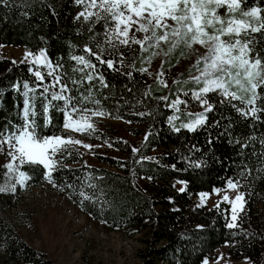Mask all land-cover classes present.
Segmentation results:
<instances>
[{
    "label": "trees",
    "instance_id": "16d2710c",
    "mask_svg": "<svg viewBox=\"0 0 264 264\" xmlns=\"http://www.w3.org/2000/svg\"><path fill=\"white\" fill-rule=\"evenodd\" d=\"M84 7L75 0L0 2V45L43 50L51 64L48 70L33 63L0 59V131L10 127L9 122L22 123L24 97L21 93L25 91L23 83L28 82L36 89L29 95L36 97L37 132L41 136H64V116L56 108H49L52 123L44 127L43 105L48 103L50 96L46 99L42 93L49 85H55L50 92L59 91L60 85L53 79L56 76L70 89L63 95L73 97L74 103L91 92V102L84 101L78 107L98 110L104 113L102 117L139 126L130 128L132 134L139 136V142L135 147L128 140L111 136L109 144L123 157L98 155L108 167L87 164L79 151L68 146L70 155H65L60 170L53 173L54 180L60 185L71 183L78 190L79 185L90 178L98 188L85 187V191L99 196L100 203L85 201L81 207L79 195L70 199L67 190L61 191L44 180L42 167L25 165L21 170L27 172L31 180L22 187L17 185L15 193H0V215L17 205L28 187L45 184L64 196L82 214L107 228H139L149 220L150 238L140 254L141 264H201L204 257L220 246L233 259L246 257L253 264H264V145L261 143L264 141V112L258 114L259 121L244 119L227 101L221 103L223 98L220 95L210 92L207 98L213 111L206 113L205 124L194 132L185 128L175 131L173 125L179 127L194 120L195 114L204 112V108L195 112L200 103L192 98V91L198 90L199 86L192 82V78H186V74L169 82L167 70L173 65L174 58L165 60L161 80L156 82L148 73L141 46L130 41L129 46L120 45L119 51L112 49L105 42L103 21L89 31L90 21L83 17L76 19ZM242 7H259L261 17H264V0H247ZM220 11L223 13L225 9ZM95 19L94 16L90 18L91 21ZM243 19L258 23L253 18ZM253 35L262 37L260 47L264 48V33ZM98 43L108 49L103 59L116 61L117 71L99 64L95 57L92 61L98 66L96 72L77 65L72 59L74 55L87 57L88 53L83 51L85 45L96 51ZM114 43L119 44V40ZM121 53L124 56L122 63L119 60ZM56 65L59 67H53ZM30 67L44 75L43 83L29 72ZM74 68H84V71H73ZM49 72L52 75H48ZM87 72H92V81L84 78ZM129 72L131 77L127 75ZM100 76L108 87L101 84ZM72 80L80 82L73 84ZM16 85L20 87L19 92L15 90ZM259 91L264 93V88ZM185 92L188 95H184ZM177 99L186 101V105L173 107ZM52 103L63 106V101ZM232 103L244 107L238 100ZM169 117L174 118L172 124ZM98 133L99 139L109 136L105 132ZM133 148L139 151L134 153ZM192 163H201L202 166L194 168ZM4 165L0 164V184L7 179L3 175L7 171ZM100 177L103 179H98ZM229 179L240 181L246 200L244 210L237 214L235 223L238 227L233 229L226 226L233 222L226 202H219V207L194 204L199 192L223 189ZM178 180L186 183L178 187ZM182 187L185 188L183 193L179 192ZM0 246L10 264L47 263L44 253L27 245L1 218Z\"/></svg>",
    "mask_w": 264,
    "mask_h": 264
},
{
    "label": "snow or ice",
    "instance_id": "6c2138e0",
    "mask_svg": "<svg viewBox=\"0 0 264 264\" xmlns=\"http://www.w3.org/2000/svg\"><path fill=\"white\" fill-rule=\"evenodd\" d=\"M7 3L8 0H0ZM247 0H75L76 4H84V10L80 11L76 16L77 20L81 17L85 21H90L92 31L95 24L103 21L106 43L112 49L119 51L120 45L129 46V42L134 45H140L141 51L149 48H161L162 45H168L166 55L172 54L176 50H180L184 55V49L197 52L194 45H199L205 51L198 55L194 67L200 72L199 76L192 77V82L196 85H202L198 90L192 91V98L199 101L200 106L204 107V112L195 114L196 118L188 123H182L179 127L173 125L175 131L185 128L189 131H196L199 126H203L207 120L206 113L213 111V105L207 98L208 93L214 92L223 99L221 103L227 101L236 112L244 119L261 120L258 115L264 112V93L259 90L264 88V48H261V36H254V33H264V17H261L262 9L259 7L244 8ZM89 9H97V11H89ZM220 9H225L222 13ZM95 17L91 21V17ZM243 18H253L252 20ZM133 26H135L133 31ZM132 33L129 35V33ZM143 32L145 35L143 40L138 39L135 33ZM124 37L120 39V37ZM119 40V44L114 43ZM97 50L93 51L91 47L85 45L83 51L88 56L74 55L72 59L77 65H83L84 68H91L92 72L98 70L96 63H93L92 57H95L99 64H106L109 69L117 71L115 67L116 61L112 59L105 60L103 56L108 49L103 44H97ZM135 51V49H132ZM45 53L41 51L40 57ZM27 59V55L25 57ZM120 62L124 60L123 53L119 57ZM39 61V57L35 62ZM15 63V62H13ZM49 62L45 61L44 66H48ZM202 65V66H201ZM59 67V65L53 66ZM84 68H74L73 71L83 72ZM29 72L32 73L37 81L43 83L44 75L40 71H34L30 67ZM144 71V69H141ZM92 72L84 75L88 81L93 80ZM48 75H52L51 72ZM131 77V73H127ZM53 79L60 85L59 91L50 92V88L55 85H49L43 89L42 95L48 99V103L43 105L44 109V127L51 125L52 121L48 115L49 108L58 109L64 116L62 128L71 129L75 132L84 134L86 131L94 130L90 122L91 116H103L104 113L98 110L93 111L87 107H78L84 101L91 102V92L89 96L83 97L80 101L74 103V98L65 96L63 93L70 89L62 83L59 77L54 76ZM104 87L109 85L104 81L103 76L99 77ZM80 81L72 80L73 84ZM179 83V82H177ZM185 83H188L185 81ZM167 86V85H165ZM16 91H20L19 85L14 86ZM235 88V91L231 89ZM23 91L21 94L23 100L22 123L12 124L0 131V149L7 148V156L10 162L3 167L7 170L3 175L6 176V182L0 184V193L10 191L15 193L16 186L21 187L27 181L31 180V176L22 171L25 165L39 166L44 170L42 175L45 181L53 187L61 191H68L69 198L79 195L81 198L79 203L84 206L85 201L100 203L101 198L85 191V187L97 189L98 185L93 184L91 179H86L82 184L77 186L71 183L63 185L57 184L53 178V173L60 170V165L66 154L70 155L69 144H81L82 142L72 137L63 135L41 136L37 132L36 111L34 101L35 95L30 96L29 93H35L36 89L29 86L28 82L23 83ZM147 95V93H146ZM184 95H188L187 92ZM167 100V97H163ZM240 101L244 107H240L233 101ZM53 101H63V106L53 104ZM99 104V101H95ZM186 101L177 99L173 102V107L179 104H185ZM179 111V108L176 109ZM90 114V115H89ZM148 113H141L146 115ZM192 115V114H189ZM173 117H169V123L172 124ZM14 129V130H13ZM147 138V137H146ZM264 145V141L261 142ZM84 147H90L84 145ZM139 150L133 148V152ZM13 161H19L14 164ZM192 167L199 168L201 163H192ZM244 177V173H241ZM98 179H103L102 177ZM147 179H152L147 177ZM177 183H186L177 181ZM241 186L239 180L229 179L227 181L228 189H237ZM227 190V189H224ZM185 188H180L179 192L183 193ZM217 193L220 190H215ZM206 194H201L203 196ZM224 201H229L225 196ZM231 203L232 221L227 223V228L233 229L238 227L237 208L244 210L246 203L245 196L238 193L235 200ZM219 207V205H217Z\"/></svg>",
    "mask_w": 264,
    "mask_h": 264
},
{
    "label": "rangeland",
    "instance_id": "374dc122",
    "mask_svg": "<svg viewBox=\"0 0 264 264\" xmlns=\"http://www.w3.org/2000/svg\"><path fill=\"white\" fill-rule=\"evenodd\" d=\"M89 11H97V9H89ZM134 28L135 26H133V31ZM131 34L130 32L129 35ZM135 35L138 39L143 40L145 34L138 32ZM120 38L123 39L124 37L121 36ZM193 47L198 51L193 52L184 49V55H181L180 50L166 55L168 45L147 49L144 51V57L148 73L156 82H159L162 64L165 60L174 58L173 65L167 70V74L170 76L169 82L178 79L181 74H186V78L199 76L200 72L196 70L194 65L198 55L203 53L205 49L199 45ZM41 51L43 50L31 51L20 45H0V59L10 58L38 66H44L45 61H48L49 64L46 68L50 70V61L46 54L40 57ZM26 55L27 59H25ZM37 57H39V61L35 62ZM196 86L202 87V85ZM204 107L200 106L195 112H200ZM90 122L94 130L86 131L84 134L71 129H63L65 137H72L82 142L79 145L69 144L68 146L79 151L83 161L87 164L108 167L100 161L98 155L123 157L109 144L108 139H111V136L128 140L135 147L139 142V136L130 131L131 127L139 126L128 124L122 120L91 115ZM98 131L105 132L109 136L105 137L106 139H99L100 133ZM84 145L90 147H84ZM8 150L7 146L0 149V164L10 162V158L7 156ZM176 185L180 187L184 183L176 182ZM216 190L220 191L218 193L215 190L210 193L199 192L194 198V204L212 207L224 201L225 196L229 198V201H233L238 193L244 194L240 187L233 190L226 186ZM201 194H206L203 199ZM229 201L224 202L228 204L229 218L232 221L231 203ZM239 212L241 211L238 207L237 214ZM0 218L9 223L27 245L44 253L46 264H141L142 257L140 254L145 248L148 238H150L149 220L145 221L139 228H107L82 214L64 196L45 184L28 187L21 194L18 204L7 209L0 215ZM9 262H6L4 250L0 246V264H10ZM201 264L253 263L246 257L231 258L227 250L220 246L210 256L204 257Z\"/></svg>",
    "mask_w": 264,
    "mask_h": 264
}]
</instances>
